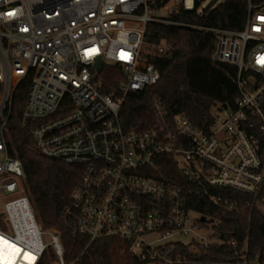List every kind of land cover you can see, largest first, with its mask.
<instances>
[{"label": "built area", "instance_id": "1", "mask_svg": "<svg viewBox=\"0 0 264 264\" xmlns=\"http://www.w3.org/2000/svg\"><path fill=\"white\" fill-rule=\"evenodd\" d=\"M246 1L244 28L228 31L170 18L202 14L200 0H0V264H40L48 249L49 264H66L59 233L42 231L30 199L17 195L25 175L8 155L12 97L26 78L23 116L36 122V148L81 169L63 213L74 235L89 243L117 238L147 264H186L178 245L194 254L222 243L220 222L190 208L188 197L192 185L253 196L264 185V0ZM149 23L213 34V62L235 69L237 97L212 109L207 132L182 113L169 114L156 98L154 125L124 131L126 98L159 81L148 60L173 50L165 39L145 43ZM108 71L118 75L111 85L101 76ZM163 170L168 177L156 178ZM255 206L264 218V201ZM251 264H264V257L257 253Z\"/></svg>", "mask_w": 264, "mask_h": 264}, {"label": "trees", "instance_id": "2", "mask_svg": "<svg viewBox=\"0 0 264 264\" xmlns=\"http://www.w3.org/2000/svg\"><path fill=\"white\" fill-rule=\"evenodd\" d=\"M199 1V0H198ZM204 1V0H200ZM246 0H226L204 9L202 14L179 12L173 21L197 25L205 29L240 31L247 16ZM162 39L172 44L170 56L150 58L159 71V81L145 91L126 98L120 113V122L126 132H142L155 123L152 100L156 98L169 114L182 113L197 128L207 132L213 122L212 109L218 104L232 103L237 97L233 77L235 69L214 63L212 54L216 39L211 33L191 28L170 27L149 23L145 43L158 44ZM106 82L118 78L113 71L101 72ZM30 80L24 79L15 88L11 114L7 124V149L11 158L20 161L25 179L24 189L30 199L38 223L59 233L66 264H147L128 253L127 243L108 238L91 243L74 235L64 219V209L77 186L81 169L44 156L31 135L36 122L24 118ZM156 178L166 179L163 170L154 172ZM189 206L220 222L217 231L222 243L199 247L191 253L187 247L177 246V252L186 257V264H251L257 253L264 257V218L255 206L264 201V185L256 196L238 191L191 186ZM195 191H199L198 195ZM206 192L234 206L231 212L211 204ZM233 241L235 247L227 243ZM51 253H46L40 264H49Z\"/></svg>", "mask_w": 264, "mask_h": 264}, {"label": "rangeland", "instance_id": "3", "mask_svg": "<svg viewBox=\"0 0 264 264\" xmlns=\"http://www.w3.org/2000/svg\"><path fill=\"white\" fill-rule=\"evenodd\" d=\"M225 1H226V0H205V1H203V2L201 3L200 9H201V10H204V9L210 8V7L212 6L213 3H215V5H219V4H221V3L225 2ZM171 45H172V44H171ZM143 49L146 50L147 48H143ZM21 187H22L23 189L21 188V190H19V193L17 194L18 196H19V195H26V193H25V189H24V180H21ZM33 210H34V209H33ZM34 212H35V211H34ZM39 225H40L42 231H44L45 233H50V232H51V229H46V228H44V227L40 224V222H39ZM43 238H44L45 242H48V241L50 240V236H49V234L44 235ZM186 240H188V239H186ZM49 252H50V249H48V253H49ZM48 253H47V254H48Z\"/></svg>", "mask_w": 264, "mask_h": 264}, {"label": "water", "instance_id": "4", "mask_svg": "<svg viewBox=\"0 0 264 264\" xmlns=\"http://www.w3.org/2000/svg\"><path fill=\"white\" fill-rule=\"evenodd\" d=\"M171 59H172V57L170 56L169 60H171ZM98 65H99V59L97 60V63L95 64V69H98Z\"/></svg>", "mask_w": 264, "mask_h": 264}, {"label": "bare ground", "instance_id": "5", "mask_svg": "<svg viewBox=\"0 0 264 264\" xmlns=\"http://www.w3.org/2000/svg\"><path fill=\"white\" fill-rule=\"evenodd\" d=\"M9 255L7 254V255H5V257H7L10 261H12L13 259H11V256H9Z\"/></svg>", "mask_w": 264, "mask_h": 264}, {"label": "snow or ice", "instance_id": "6", "mask_svg": "<svg viewBox=\"0 0 264 264\" xmlns=\"http://www.w3.org/2000/svg\"><path fill=\"white\" fill-rule=\"evenodd\" d=\"M0 253H2V250H0Z\"/></svg>", "mask_w": 264, "mask_h": 264}]
</instances>
